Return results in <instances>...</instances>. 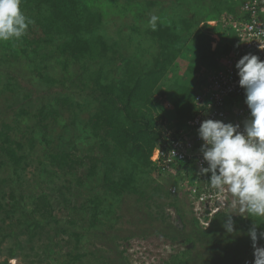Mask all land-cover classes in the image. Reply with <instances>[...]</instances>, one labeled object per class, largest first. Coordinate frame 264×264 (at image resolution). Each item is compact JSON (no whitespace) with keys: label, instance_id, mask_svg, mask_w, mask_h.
<instances>
[{"label":"trees","instance_id":"trees-1","mask_svg":"<svg viewBox=\"0 0 264 264\" xmlns=\"http://www.w3.org/2000/svg\"><path fill=\"white\" fill-rule=\"evenodd\" d=\"M248 1L253 2L146 0L149 10L159 6L155 30L149 23L152 15L137 12L138 22L129 25L130 31L124 33L120 24L115 31L118 39L111 40L103 12L91 0H21V10L33 23L20 39L0 41V96L6 91L16 94L22 88L16 74L4 72L16 67L25 78L22 81L37 79L35 92L44 101L34 114L37 120L33 127L21 128L18 120L13 125L0 114V169L12 167L17 178L5 189L10 180L0 177V264H10L18 257V250H29L27 256L31 257L40 231L52 221L60 222L54 214L56 201L73 212L60 232L48 235L50 244L59 251H53L47 242L42 262L32 259V264H72L83 256L88 257V264H118L106 250L136 235L164 234L160 228H168L170 207L177 210L183 226L169 224L170 237L178 240L186 231L185 240L194 247L182 255L193 254L200 243L211 239L215 225L229 213H219L207 228L195 217L187 219L184 203L190 201L171 190L179 175L161 170L153 154L157 148L172 147L173 135L189 127L188 120L197 108L196 83L223 67L230 42L236 37L232 23L243 17L240 9ZM16 42L20 43L18 48ZM132 47L137 51L130 55ZM56 69L61 78L53 74ZM30 98L29 91L23 93L16 116L29 115ZM63 112L69 114L63 126L72 125L73 129L38 162L39 170L47 173L45 180L37 179L38 183L46 181L50 193L44 188L38 193L20 191L22 172L32 163L26 145L34 149L36 135L50 145L45 120L51 117L58 122ZM83 112L88 115L85 120L80 118ZM77 119L83 122V133L75 131ZM177 165L181 171L185 163L177 161ZM128 200L142 212L139 228H134L122 211ZM240 218L245 220L243 215ZM8 219L16 221L10 224ZM78 223L80 228H74ZM245 224L255 227L261 241L264 217L249 215ZM59 233L66 234L67 250ZM94 233L101 244L92 240ZM21 234L27 235L25 241ZM12 239L17 241L3 247ZM190 260L180 262L191 264Z\"/></svg>","mask_w":264,"mask_h":264},{"label":"rangeland","instance_id":"rangeland-1","mask_svg":"<svg viewBox=\"0 0 264 264\" xmlns=\"http://www.w3.org/2000/svg\"><path fill=\"white\" fill-rule=\"evenodd\" d=\"M93 4L97 6V8L101 9L100 11L103 12L104 20L107 22L105 26L107 27V32L110 34L111 40L118 39L115 31L116 28L122 24L123 32L128 33L130 31L129 25L133 24L134 22H138L139 19L137 16V12H145L146 16L156 15L159 17L160 11L158 10L157 6H154L151 10L148 9L146 6V0H91ZM138 18V19H137ZM146 20V18H145ZM212 25H215L216 22H210ZM217 38V37H216ZM14 46L18 48L20 46L19 42L14 43ZM214 47V44H213ZM128 52L130 55H133L136 53L137 49L132 47ZM144 56L149 57L150 54H145ZM189 56V55H188ZM79 72H81L80 68H76ZM9 71V72H8ZM56 69L55 73H53L57 77H62L61 72H57ZM5 73H14L18 77L17 79L22 82V88L19 89V91H16L14 93L16 94H10V91L4 92L0 96V111L1 115L4 120L10 122L11 124L15 125V121L18 120L19 127L25 128L33 127L35 121L37 120L34 114L38 112V106L44 99H39L38 94H36L35 90L38 87V81L35 79L34 81H22L25 80L24 76L22 75L21 71L14 67L10 68L8 70H4ZM4 79H1L3 83ZM28 82V83H27ZM0 88H2L3 84H0ZM194 87V83L192 84ZM17 88V87H15ZM34 88V90L32 89ZM29 91L31 93V98L27 101V108H29L30 113L29 115H23V116H16V111L18 108H20L21 103V97L24 92ZM9 95L8 97H3L4 95ZM19 96L20 98H15L14 96ZM8 98L7 100H5ZM7 101H9V107L7 108L6 104ZM170 104V103H168ZM69 117L68 113L63 112L60 116H58V122L52 121V118H47L45 122L48 124V134L47 136L52 140L50 145H47L44 143L41 136H35L38 137L37 146L34 149H30L26 145V151L29 153V160H32L31 165L22 172V180L24 182L23 185L20 186V191L25 190V193H35L40 192L41 188H44L46 192L50 193V190L47 186V182L43 181L41 182V185L38 183L37 179L45 180L47 173H42V171L39 170V160L46 159L45 158V151L53 148L55 144H62L64 140H66V136L68 132H70L73 128V126L69 125L67 127L63 126V123L66 122L67 118ZM88 117L86 112H83L80 115V118L82 120H85ZM81 120L77 119V123L74 126L75 131H79L83 133V122L80 123ZM31 132L32 129H30ZM61 135V137H59ZM85 140V139H84ZM157 154V153H156ZM156 157V155L154 154ZM153 156V157H154ZM12 168V167H11ZM8 168L6 170L0 169V177L1 178H7L9 183L5 185V189H8L9 185H13L12 180H16V173L13 171V169ZM12 178V179H11ZM60 182H62L60 180ZM67 183V182H66ZM19 191V192H20ZM52 193V192H51ZM52 195V199L54 198V194ZM2 198V197H0ZM4 201V199H2ZM30 201L29 198H26V202ZM56 201V200H53ZM180 201V200H179ZM134 202V201H133ZM133 202H130L129 200L126 202V205L122 209L125 213H127V217L131 219V221L134 223V228H139L142 226L141 222L139 221L142 219V212L139 211L138 205H135ZM56 209L54 211V214L56 217L60 220V222L52 221L49 224L45 225V228L40 231L37 240L34 242L35 250H33L30 255L27 256V253H30L29 250H18V257L12 258L10 260V264H32V259L34 261H40L42 262L41 254H43V250H45V243L49 242V248H52L53 251L57 252L59 251V247H57L55 244H50V240L48 239V235L54 234V231L57 233L60 232V227L62 225H67V220L71 217V209L67 208L63 203L56 201ZM29 207V206H28ZM137 210V211H136ZM241 210V205L237 202L236 206H232L229 208L227 213H232V221H233V228L234 231L229 233L227 232L226 228L224 227V224L227 222L228 218L226 220L221 221V223H218L215 225L217 228L215 234L211 235V239L208 240L206 243H200L196 249V251L193 252V254H185L182 255L181 253H185V250L187 248H193L192 243H188L187 240H185V237L187 236L186 231L180 233L181 236L180 239L174 240L172 237V229L169 227V224L174 225L175 222L179 224L181 228L183 226L180 225L177 210L175 208H168L167 211L169 212L170 218L168 225L165 227L163 225L160 230L165 234L169 233L166 236L158 231L157 232H148L146 236L136 235L133 236L129 241H126L124 243H121L119 245H113L112 250L108 251L106 250V255H109L112 257V259L115 262H118V264H174L175 262H180V260H184L187 258H191L189 262L191 264H241L243 259L248 256L250 253L254 251L253 242L251 240V237L248 235L250 228L246 227V221L249 217L247 213H244L243 216L245 217V220L240 218L242 216L238 213V211ZM184 211L187 213V219L192 221V218L194 217L193 213L191 212V209L188 206V203H184ZM18 217L20 216V212H17ZM1 218V214H0ZM15 218V217H14ZM219 218V216L217 217ZM16 219H8L6 220L7 223H14ZM2 222H0L1 224ZM191 224V223H190ZM6 225V223H4ZM202 227V226H201ZM74 228H80L79 223L74 226ZM221 228V229H218ZM178 232V231H176ZM179 233V232H178ZM59 238L63 240L64 248H66V242L64 241V238H66V234H60ZM94 238L92 239L96 244H101V240L99 236H96L94 233ZM20 238L22 241H25L27 238V235L21 234ZM58 238V237H57ZM13 241L16 242L17 240L12 239L11 242H5L3 244V247H8L13 244ZM19 241V240H18ZM260 241L257 239L256 245ZM110 248V247H109ZM123 250V253L120 254V251ZM83 251V249H82ZM6 253V252H5ZM55 255V254H54ZM186 256V258H185ZM3 257V256H1ZM0 257V260L2 258ZM5 257V255H4ZM52 258V257H50ZM90 259V258H89ZM189 260V259H188ZM88 257L83 256L79 261H74L72 264H88ZM71 264V263H70ZM188 264V263H183Z\"/></svg>","mask_w":264,"mask_h":264},{"label":"built area","instance_id":"built-area-1","mask_svg":"<svg viewBox=\"0 0 264 264\" xmlns=\"http://www.w3.org/2000/svg\"><path fill=\"white\" fill-rule=\"evenodd\" d=\"M240 13L243 17L232 23L236 37L230 42V54L223 60V67L210 71L205 79H201L202 82L196 83L197 108L188 120L189 127L176 132L172 137V147L166 150L157 148L156 157H153L161 170L179 175L178 184L171 190L190 201L188 206L203 228L206 225L209 227L215 216L227 212L238 201L227 189L221 193L211 187V173L201 172L202 167L208 165L201 151L203 141L198 136L199 126L206 119H214L239 124V130H244V121L250 118V109L245 103V89L239 85L235 65L244 54L249 53L264 60V0L245 2ZM177 161L185 163V166L180 165L183 166L181 171L177 169ZM256 247H264V237ZM254 260L253 251L241 264H254Z\"/></svg>","mask_w":264,"mask_h":264},{"label":"clouds","instance_id":"clouds-1","mask_svg":"<svg viewBox=\"0 0 264 264\" xmlns=\"http://www.w3.org/2000/svg\"><path fill=\"white\" fill-rule=\"evenodd\" d=\"M20 4L21 0H0V41L20 39L33 23ZM149 23L155 30L157 16L152 15ZM235 67L239 85L245 89L250 118L244 121L243 131L239 130V124L231 122L214 119L201 122L198 136L203 141L201 151L208 165L201 172L211 173V187L221 193L227 189L236 198L241 205L239 214L264 217V60L255 54H244ZM231 214L224 224L229 233L234 231ZM248 235L253 242L254 264H264V247H256L255 227Z\"/></svg>","mask_w":264,"mask_h":264}]
</instances>
